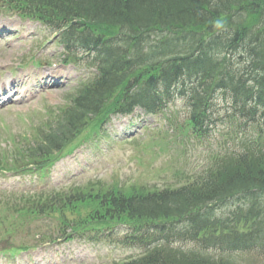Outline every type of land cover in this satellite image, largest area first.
<instances>
[{
  "label": "trees",
  "instance_id": "trees-1",
  "mask_svg": "<svg viewBox=\"0 0 264 264\" xmlns=\"http://www.w3.org/2000/svg\"><path fill=\"white\" fill-rule=\"evenodd\" d=\"M0 7L36 20L64 57L96 69L36 124L32 141L15 145L6 170H41L86 127L97 136L111 114L135 106L162 112L174 98L188 110L180 130L200 139L217 90L228 94L232 116L264 129V0H0ZM241 147L215 152L201 175L179 186L96 181L2 192L0 242L43 217L58 221L56 238L119 222L132 226L126 242L139 253L113 264H248L240 254L264 257V148L254 139ZM235 196L243 206L218 215L214 202Z\"/></svg>",
  "mask_w": 264,
  "mask_h": 264
},
{
  "label": "rangeland",
  "instance_id": "rangeland-1",
  "mask_svg": "<svg viewBox=\"0 0 264 264\" xmlns=\"http://www.w3.org/2000/svg\"><path fill=\"white\" fill-rule=\"evenodd\" d=\"M0 24L25 29V32L17 34L7 33L5 41L0 38V52H3V55L0 54V82L21 79L17 95L8 100V95L4 98L0 94L1 152L6 149L12 151L9 138L22 140V135L29 132L33 120L38 121L47 115L48 109L64 104L93 70L84 62L69 66L60 64L61 47L35 20H25L1 9ZM2 33L5 32L0 31V35ZM42 39H46V42L39 49L38 43ZM31 56L33 59H30ZM23 61H26L25 66H22ZM44 68L61 71L55 76L61 74L60 87L52 85L55 79L41 80L37 76ZM24 91L26 93L22 97ZM228 107L227 100L218 94L213 129L208 138L202 141L177 133V126L186 115L180 99L156 115H146L136 109L131 115L112 116L103 131L105 136L77 145L45 175L36 173L38 178H35V175L25 174L21 181L28 185H41L46 181L70 185L97 179L108 184L116 179L125 184L135 182L157 188L181 184L187 175H196L201 171L210 154L239 148L238 138L242 135L230 119ZM17 179L19 175L0 176V188L15 185L23 187L22 182L13 183ZM236 204L237 199H232L218 207L227 212ZM128 231V226L119 224L101 232L106 237L100 242L78 239L39 245L27 252L9 256L8 259L0 256V264H101L122 260L136 253L122 242ZM26 240L33 242L34 238L28 236ZM244 259L248 264H264V257L255 252L245 254Z\"/></svg>",
  "mask_w": 264,
  "mask_h": 264
},
{
  "label": "bare ground",
  "instance_id": "bare-ground-1",
  "mask_svg": "<svg viewBox=\"0 0 264 264\" xmlns=\"http://www.w3.org/2000/svg\"><path fill=\"white\" fill-rule=\"evenodd\" d=\"M0 31L5 32L4 34L0 35L1 40L5 41V39L7 37V35H6L7 33H10V35L17 34V33L25 32V29H23L22 27L11 28L9 25L4 26V25L0 24ZM0 54L3 55V52H0ZM5 65H7V64H5ZM58 73H61V71H59L56 68H44L42 73L38 74L37 76H40L41 80H45V79L48 80V78L53 79ZM60 75L61 74H59V76ZM20 80L21 79H12L11 81H5V82L0 83V91L2 92V94H5V96L8 95V100L10 97L18 94L17 87L19 86V84L21 82ZM50 83H52V82H50ZM52 85L60 87L59 79H56L52 83ZM48 89H50V88H48ZM48 91H51V90H48ZM25 93H26V91H24L21 96L23 97Z\"/></svg>",
  "mask_w": 264,
  "mask_h": 264
}]
</instances>
